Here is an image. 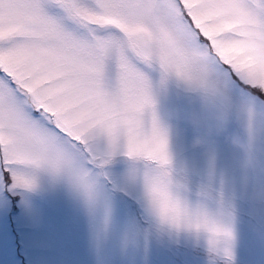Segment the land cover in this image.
Wrapping results in <instances>:
<instances>
[{
    "label": "snow or ice",
    "instance_id": "1",
    "mask_svg": "<svg viewBox=\"0 0 264 264\" xmlns=\"http://www.w3.org/2000/svg\"><path fill=\"white\" fill-rule=\"evenodd\" d=\"M0 264H264V0H0Z\"/></svg>",
    "mask_w": 264,
    "mask_h": 264
}]
</instances>
